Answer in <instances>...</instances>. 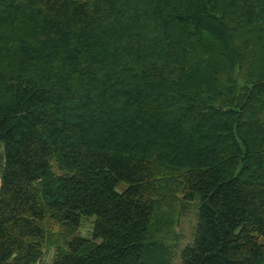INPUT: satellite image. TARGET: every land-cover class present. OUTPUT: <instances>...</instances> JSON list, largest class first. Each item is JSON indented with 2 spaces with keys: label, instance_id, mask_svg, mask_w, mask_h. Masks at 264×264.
<instances>
[{
  "label": "trees",
  "instance_id": "1",
  "mask_svg": "<svg viewBox=\"0 0 264 264\" xmlns=\"http://www.w3.org/2000/svg\"><path fill=\"white\" fill-rule=\"evenodd\" d=\"M0 146V264H264V0H0Z\"/></svg>",
  "mask_w": 264,
  "mask_h": 264
},
{
  "label": "rangeland",
  "instance_id": "2",
  "mask_svg": "<svg viewBox=\"0 0 264 264\" xmlns=\"http://www.w3.org/2000/svg\"><path fill=\"white\" fill-rule=\"evenodd\" d=\"M2 155V148L0 146V158ZM198 212V204L194 202L191 206V209L187 216L183 217L180 221V224L177 228V234L178 239L174 242V255L175 260L174 264H181L182 263V257H181V251L182 249L189 243H191V240L193 239V232L195 228V222H196V216ZM94 219V218H92ZM91 228V222L88 220L85 222L84 227L82 228V234L88 235ZM53 255V251H48L45 255V262L49 263Z\"/></svg>",
  "mask_w": 264,
  "mask_h": 264
}]
</instances>
